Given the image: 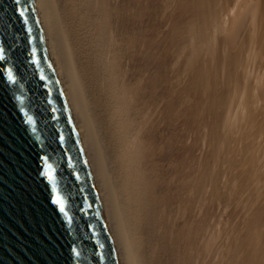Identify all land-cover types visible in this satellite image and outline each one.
I'll return each instance as SVG.
<instances>
[{"label":"bare ground","instance_id":"6f19581e","mask_svg":"<svg viewBox=\"0 0 264 264\" xmlns=\"http://www.w3.org/2000/svg\"><path fill=\"white\" fill-rule=\"evenodd\" d=\"M35 1L119 264H232L234 252L264 264V0L183 5L210 31L189 38L173 85L149 0ZM197 76L213 175L181 131V88ZM226 199L246 212L240 236L214 222Z\"/></svg>","mask_w":264,"mask_h":264},{"label":"water","instance_id":"95a60500","mask_svg":"<svg viewBox=\"0 0 264 264\" xmlns=\"http://www.w3.org/2000/svg\"><path fill=\"white\" fill-rule=\"evenodd\" d=\"M0 56V264H119L35 0H0Z\"/></svg>","mask_w":264,"mask_h":264},{"label":"rangeland","instance_id":"374dc122","mask_svg":"<svg viewBox=\"0 0 264 264\" xmlns=\"http://www.w3.org/2000/svg\"><path fill=\"white\" fill-rule=\"evenodd\" d=\"M149 1L152 5V13L149 19L148 27L155 42H158V39H160L159 37L164 35L163 38L166 43L165 53L167 55L166 61L169 83L172 81L171 85H173V83L176 82L177 77L182 74L183 64L180 59L185 54L184 52H186L189 38L194 35H199L202 39H204L210 29L207 26L200 25V22L197 20V17L193 13L190 5H188L187 8L183 7V5L187 3L189 4L192 0ZM209 17L212 18L214 15L210 13ZM204 63L208 64L206 61H202L199 64L201 70L200 74L202 71H204ZM197 82L198 84L201 82V78L199 76L189 79L187 85L181 88L183 108L181 131H183L188 141L191 140L195 142V154L199 166V175L201 176L204 173L207 175L208 172L210 175H213L212 172L214 170L211 169H213L212 167L214 165L215 158H212V156L215 155V151L212 147L210 137H208V131L213 124V113H210L211 110L207 107L208 101H206L207 98L205 97L204 93V98L203 96L201 97L202 90H200V88H198V91L195 89ZM226 91L228 92L229 96L233 93L230 88L226 89L225 93ZM227 101L223 105L224 107L222 106V108L217 109V113L220 112L221 114H225V111L232 104L230 99H227ZM201 169L202 171L205 170L206 172H201ZM201 178L203 179V176ZM229 201L230 200L226 199L222 204L219 203L220 201H217V206H214L213 219L215 223L218 222L217 224L222 222L227 224L225 227L229 232L231 231L232 235L236 230L235 235L240 236L241 232H245L242 231L243 228L241 222L243 221L246 212L241 205L237 204L238 199H235L230 203ZM228 226H231V229H229ZM237 255L238 252H234L232 264H239L237 262Z\"/></svg>","mask_w":264,"mask_h":264},{"label":"snow or ice","instance_id":"6c2138e0","mask_svg":"<svg viewBox=\"0 0 264 264\" xmlns=\"http://www.w3.org/2000/svg\"><path fill=\"white\" fill-rule=\"evenodd\" d=\"M16 2L19 3L20 0H16ZM20 14H21V16H23V12H21ZM0 59H2V56H0ZM9 79L10 80L12 79L11 74L9 75ZM28 122L32 123L31 118H29ZM54 203L58 206L60 213L64 214L66 217H68V214H67V211H66V206H65V203H64L63 199L61 197L57 196V198L54 201ZM68 222L69 223L71 222L70 221V217H68ZM73 251H74L75 256L78 257L80 255L79 252L75 251V249Z\"/></svg>","mask_w":264,"mask_h":264}]
</instances>
